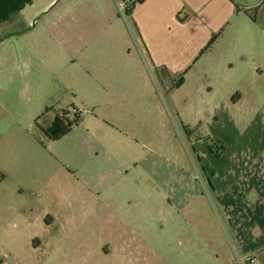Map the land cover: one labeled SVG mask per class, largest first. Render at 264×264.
<instances>
[{
    "label": "rangeland",
    "instance_id": "1",
    "mask_svg": "<svg viewBox=\"0 0 264 264\" xmlns=\"http://www.w3.org/2000/svg\"><path fill=\"white\" fill-rule=\"evenodd\" d=\"M52 1L0 30V264H204L197 245L217 228L197 180L208 133L197 95L184 90L188 109H176L157 74L156 89L143 76L110 85L79 44L122 30L76 23ZM74 111L71 132L53 140L57 117Z\"/></svg>",
    "mask_w": 264,
    "mask_h": 264
},
{
    "label": "crops",
    "instance_id": "2",
    "mask_svg": "<svg viewBox=\"0 0 264 264\" xmlns=\"http://www.w3.org/2000/svg\"><path fill=\"white\" fill-rule=\"evenodd\" d=\"M64 3L76 23L89 19L91 28L117 24L122 30L97 47L89 39L79 44L90 53L83 62L96 74L112 86L148 77L155 89L157 74L176 109H188L181 92L196 94V123L207 129L205 137L227 145L221 157L212 154L207 138L196 145L203 163L197 179L203 204L217 228L203 234L198 260L264 264V0H144L131 19L121 16L119 0ZM26 8L12 22H24ZM91 48L101 49V55L93 56ZM192 77L200 79L195 89L187 88ZM179 229L189 246V233Z\"/></svg>",
    "mask_w": 264,
    "mask_h": 264
},
{
    "label": "trees",
    "instance_id": "3",
    "mask_svg": "<svg viewBox=\"0 0 264 264\" xmlns=\"http://www.w3.org/2000/svg\"><path fill=\"white\" fill-rule=\"evenodd\" d=\"M35 0H0V26L8 23L13 20V18L18 15L22 10L26 8L28 5H32ZM144 0H131L127 3H125V16L128 19H131L133 16V11L137 4L143 3ZM259 10L252 11L253 14H256ZM207 48L206 50H208ZM205 50V51H206ZM182 80V79H180ZM76 120L78 121L80 118V113L76 111ZM62 118L60 116L57 117L55 123L52 126V130L56 132V134L52 137L53 140H58L61 137L65 136L71 131V128L73 127V123L69 125V127L62 129ZM210 150L217 156L221 157L223 156L226 151L227 147L226 145L218 140V139H212L210 143ZM198 160L200 161V157H198ZM202 168V166H201Z\"/></svg>",
    "mask_w": 264,
    "mask_h": 264
},
{
    "label": "flooded vegetation",
    "instance_id": "4",
    "mask_svg": "<svg viewBox=\"0 0 264 264\" xmlns=\"http://www.w3.org/2000/svg\"><path fill=\"white\" fill-rule=\"evenodd\" d=\"M60 117L62 118V121H63L62 129L69 127V125L72 124L73 119L76 120V114L75 116H71V113L69 112H64Z\"/></svg>",
    "mask_w": 264,
    "mask_h": 264
},
{
    "label": "built area",
    "instance_id": "5",
    "mask_svg": "<svg viewBox=\"0 0 264 264\" xmlns=\"http://www.w3.org/2000/svg\"><path fill=\"white\" fill-rule=\"evenodd\" d=\"M122 10L124 11V13H125V9L124 8H122ZM75 112V111H74ZM251 262H253V260L251 261Z\"/></svg>",
    "mask_w": 264,
    "mask_h": 264
}]
</instances>
